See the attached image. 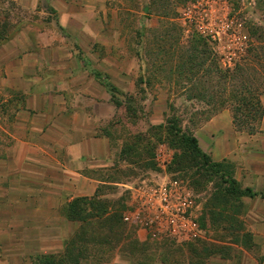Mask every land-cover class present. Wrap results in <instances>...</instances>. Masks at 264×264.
I'll use <instances>...</instances> for the list:
<instances>
[{
	"label": "rangeland",
	"instance_id": "374dc122",
	"mask_svg": "<svg viewBox=\"0 0 264 264\" xmlns=\"http://www.w3.org/2000/svg\"><path fill=\"white\" fill-rule=\"evenodd\" d=\"M71 3L77 5L85 21L95 15L101 18L99 40L93 38L97 29L89 30L87 24L83 32H75L78 35L67 34L47 0H38L33 9L17 7L13 0H0V210L5 203L3 185L14 180L13 173L5 177L8 168L3 163L9 159L5 148L14 143L11 134L19 124L21 110L29 104L27 101H32L24 90L14 88L18 83L14 75L19 72L12 68L21 64L24 73L31 75L26 68L37 58V63L44 67L39 73L46 80L40 86L43 95L60 94L55 90L59 83L57 73L53 75V69H47L50 64L65 63L74 67L65 69L67 78L82 74L91 91L94 89L88 78L108 81L114 87L112 92L101 85L109 99L113 95L121 103L103 125L110 136L113 157L112 163L103 168L106 183L99 186L95 201L107 206L108 213L121 211L122 205L124 209L113 226L97 218L77 222L69 240L77 242L72 252L80 255L81 264H152L157 259L185 264L187 258L189 261L208 256L239 258L242 249L259 254L245 219H249L246 216L249 207L263 208L264 200L259 194H264V179L249 178L244 170L239 172L236 168L242 166L247 146L243 144L236 149L232 140L230 157L220 162L233 167L232 176L240 188L249 187L257 196L234 198L218 206L215 196L224 193L227 186L220 179L223 172L201 167L202 160L199 157L197 160L182 141L189 135L200 136L201 144L205 145L198 129L214 117L216 136L223 134V130L217 131L218 125H229L230 106H211L217 101V97L212 98L214 92L223 87V80L215 71L232 69L235 63L243 61L250 24L264 23V0H72ZM79 25L77 21L72 27ZM18 32L21 34L15 35ZM199 36L207 41L204 55L189 49L204 48L199 46L201 40H196ZM205 71H209L207 76ZM62 93L66 94L67 89ZM260 127L261 124L254 134ZM235 132L240 136L246 134L245 130ZM220 148L230 150L223 145ZM167 195L171 202L177 197L176 204L187 202L200 229L197 237L180 243L154 235L151 221L155 220V207ZM182 197L187 199L178 201ZM126 212L131 216L128 221L123 220ZM217 212L222 217L229 216L228 219H221ZM137 231L145 237H137ZM25 234L29 239L31 233ZM21 235L19 231L0 233V239H5L0 245V257H8L9 264H21L20 254L33 255L20 250L18 245L3 247L11 238L18 243Z\"/></svg>",
	"mask_w": 264,
	"mask_h": 264
},
{
	"label": "crops",
	"instance_id": "0c3cea01",
	"mask_svg": "<svg viewBox=\"0 0 264 264\" xmlns=\"http://www.w3.org/2000/svg\"><path fill=\"white\" fill-rule=\"evenodd\" d=\"M14 1L17 7L23 9L36 8L38 2V0ZM47 1L58 16L59 25L67 34L78 35L75 32L77 30L78 33L83 32L87 24L89 30H92V27L97 29V34L93 38L99 40L101 18L95 15L92 20L85 21L77 5L71 3L72 0ZM77 21L80 23L79 27H72ZM19 32L15 35L19 36L22 33ZM34 62L26 68L31 75L24 73L25 69H21V64L12 68L19 72L14 75L18 82L14 88L24 90L32 101H27L29 104L21 110L17 120L19 124L11 134L14 143L5 148L9 159H4L3 163L8 168L5 170V177L13 173L14 180L3 185L5 203L0 210L3 212L0 217H4L0 219V233L7 235L15 231L23 233L19 236L18 243L12 241L15 238H11L8 244H3V247L18 245L20 250L33 254L28 257L20 254L18 261L21 264H37L38 257L42 254L52 255L57 261L63 256L65 244L78 224V221L68 219V205L76 198L94 197L99 194V186L106 183L102 171L112 163L113 148L110 136L103 129V125L116 112L101 82L88 78L90 87L94 89L89 90V86L81 78L82 74H76L74 79L66 77L65 69L71 70L72 67L69 68L65 63L57 66L50 64L47 69H53L51 71L53 75L57 73L55 76L59 77V83L56 84L55 90L60 94L43 95L40 86H43L41 84L46 80L39 73L44 67L42 63H37V58ZM55 69L57 71H54ZM8 70L11 71V68H5V71ZM7 86L12 87L8 82ZM65 89L67 93L63 94L62 90ZM50 91L55 93L53 88H50ZM261 102L264 108V95L261 96ZM216 120L214 117L198 129L205 138L203 140L205 145H202L200 136H197L201 150L208 152L207 154L218 162L220 159L230 157L232 140L236 149L244 144L247 151L242 156V166L236 168L239 172L244 170L249 178L259 176L264 179V115L259 132L256 134L246 132L244 136L236 135L232 117L229 125L217 124V131L223 130V134L216 136ZM239 136L240 139L237 140L236 137ZM221 145L230 150L226 151L223 148L221 150ZM246 216L249 217L245 219L248 222L247 230L253 233V241L259 249V254L241 248L243 254L239 258L196 257L194 261L187 258L185 264H264V203L263 208L249 207ZM25 233H31L29 239ZM137 237L145 235L137 231ZM2 241L5 239H0V245ZM167 242H171V239ZM0 261H3V264L10 263L8 257H0ZM114 261L116 263L117 260ZM81 262L82 260H79L77 264ZM152 264L172 262L157 259ZM179 264H183V261Z\"/></svg>",
	"mask_w": 264,
	"mask_h": 264
},
{
	"label": "trees",
	"instance_id": "16d2710c",
	"mask_svg": "<svg viewBox=\"0 0 264 264\" xmlns=\"http://www.w3.org/2000/svg\"><path fill=\"white\" fill-rule=\"evenodd\" d=\"M249 35L250 37L243 55V61L235 63L232 69L216 68L215 72L223 80L221 84L223 87H220L214 92L215 95L212 98L217 97V101H215V104H211V106L216 105L221 107L225 104L229 105L231 108L232 123L235 129L245 130L248 134H253L258 129V126H260L264 115V108L261 102V96L264 95V23L258 25L250 24ZM196 40H201L199 46L204 48L198 49L197 47H190L189 49L196 50L199 54H206L207 41L201 36L197 37ZM208 74L209 71H205L204 75L207 76ZM95 77L98 78V74L95 73ZM100 82L110 92L114 89L108 81L103 80ZM229 88L231 90L225 95L226 90ZM110 100L114 106H121V103L113 95H111ZM175 128L176 130L178 128L177 121H175ZM182 142L190 147L196 159L199 157L202 160L199 161L201 162V167H206L215 172H223L226 175L224 176L222 173L220 177L222 182L227 184L224 189L225 192L215 196L218 206L226 205L234 198L237 200L242 196L250 198L257 196V193L249 187L240 188L237 180L232 176L233 167L220 161H213L207 153L201 150L195 136H186ZM122 150L125 149L123 148ZM124 154H126V150ZM98 195L97 193V195L90 199H74L68 205L67 217L70 220L78 222H85L87 219L97 218L107 226H113L118 219H121V211L124 209V206L122 205L120 208L121 211L115 209L111 213H108L107 206H102L99 201H95ZM259 196L264 198V194H259ZM217 215L221 219H228L229 217L227 215L222 217V213L220 212H217ZM76 244L77 242L74 239L71 241L68 240L65 244L64 254L58 261L52 255L42 254L38 257L37 264H77L82 258H80V255H74V252H72Z\"/></svg>",
	"mask_w": 264,
	"mask_h": 264
},
{
	"label": "built area",
	"instance_id": "2783aa9c",
	"mask_svg": "<svg viewBox=\"0 0 264 264\" xmlns=\"http://www.w3.org/2000/svg\"><path fill=\"white\" fill-rule=\"evenodd\" d=\"M176 198L174 197V202L168 195L160 199L159 205L155 207V220H152L154 225V231L160 237L167 239H176L179 242L191 240L193 237H197L200 229L196 222V217L193 216L192 212L189 209V206L186 201L185 203L176 204ZM187 199L182 197L179 200ZM126 212L123 215V220H130L131 216ZM136 214L135 218H138ZM151 225V230L152 226Z\"/></svg>",
	"mask_w": 264,
	"mask_h": 264
}]
</instances>
